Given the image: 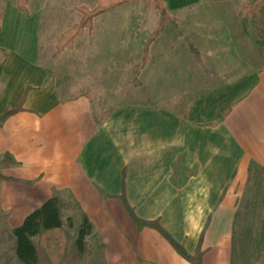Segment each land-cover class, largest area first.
Wrapping results in <instances>:
<instances>
[{
    "label": "crops",
    "instance_id": "1",
    "mask_svg": "<svg viewBox=\"0 0 264 264\" xmlns=\"http://www.w3.org/2000/svg\"><path fill=\"white\" fill-rule=\"evenodd\" d=\"M13 1H1L0 28V52L6 54L0 62V115L25 97L23 110L0 124V159L7 153L15 159L9 166L0 162V174L12 178L0 179L12 227L51 196H70L79 213L89 216L104 245L102 261L191 264L159 231L139 228L132 220L116 197L126 172V195L139 217L159 218L189 253L204 230V264L240 263L243 258L234 255L239 202L251 163L264 166V67L253 65L243 74L216 80L197 92L182 114L160 106L122 105L109 106L101 116L105 110L91 91L69 98L59 92L58 71L43 57L48 40L30 0L27 11L13 13L7 28L6 7ZM229 2L165 0L177 22L167 24L188 26L197 36L204 28L199 23L204 5H217L223 20L228 17L219 5ZM249 37L257 38L253 33ZM190 43L201 52L204 66L203 50ZM223 49L214 60L224 62ZM54 52L57 61L66 50L58 58ZM93 254L99 255V249Z\"/></svg>",
    "mask_w": 264,
    "mask_h": 264
},
{
    "label": "rangeland",
    "instance_id": "2",
    "mask_svg": "<svg viewBox=\"0 0 264 264\" xmlns=\"http://www.w3.org/2000/svg\"><path fill=\"white\" fill-rule=\"evenodd\" d=\"M244 4L230 0L219 5L224 7V14L228 17L223 20L220 19L224 16L223 11L217 5L205 4L206 13L200 14L199 21L204 28L197 36L191 34L188 26L178 28L167 24L161 38L150 46L149 64L140 72L139 85L133 83L135 65H131L141 61L148 38L159 25L156 8H147L143 0H133L124 7L101 14L95 19L93 28L77 37L73 47L57 61L52 56L53 40L79 22V6L93 8L97 0H30V9L43 25L48 40L43 48V57H49L50 65L56 66L61 95L69 98L91 91L97 106L104 108L105 112L100 114L104 116L109 106L122 105L160 106L182 114L196 93L216 80L243 74L253 65L263 68L264 48L261 49L256 40L249 37L251 33L257 37L258 20L251 18L244 28V18L240 14ZM6 11V26L10 28L13 13L18 11L16 1L7 6ZM233 40L235 44H232ZM190 42L203 50L207 59L204 66L195 63L189 49ZM222 48L226 61L214 60L217 50ZM3 188L0 181V189ZM63 199V213L65 217H73L76 226L77 204L70 196ZM10 216L11 212L3 206L0 194V264H15ZM263 220L264 187L250 171L235 219L234 255L243 260L240 263L236 260L234 264L255 262ZM72 233L75 238L76 227ZM88 244L98 249L99 240L97 237L88 239ZM100 254L101 249L99 255L91 256L90 264H101ZM6 260L10 261L7 263Z\"/></svg>",
    "mask_w": 264,
    "mask_h": 264
},
{
    "label": "trees",
    "instance_id": "3",
    "mask_svg": "<svg viewBox=\"0 0 264 264\" xmlns=\"http://www.w3.org/2000/svg\"><path fill=\"white\" fill-rule=\"evenodd\" d=\"M0 0V28L3 19ZM133 0H97V5L93 8L82 5L77 8L81 12L79 22L71 28L64 31L56 46L54 57L58 58L65 50L72 48L77 37L82 36L91 30L95 19L107 11L116 10L130 4ZM137 1V0H135ZM139 1V0H138ZM147 8H156L159 11V25L148 38L144 48V54L141 63L135 66V75L133 83L140 84L139 75L141 70L149 61V49L151 44L164 32L168 22L176 24V20L169 14L165 0H143ZM20 11H27L29 0H16ZM240 14L244 18L243 25L246 29L249 20L256 18L258 46L264 48V0H251L246 2L240 9ZM190 50L194 60L203 66V59L198 48L190 43ZM6 59V54L0 52V62ZM22 101L13 108H6L0 115V124L8 117L23 110ZM230 107L226 109L224 115L230 112ZM186 118V114L183 115ZM0 162L9 166L15 163L12 155L7 153ZM250 171L258 179V183L264 187V166L256 162L251 163ZM0 179H12L0 174ZM28 184H33V180H21ZM126 172L123 175V190L121 194L116 195L123 202L127 212L139 228L151 227L159 231L175 250L188 260L191 264H204V230L201 233L198 244L194 253H189L182 243H179L174 237L162 226L160 219H143L139 217L134 207L129 203L126 190ZM65 201L59 195L51 196L40 207L29 213L23 222L16 227L11 228V235L14 238V260L15 264H90V258L95 250L88 244V239H94L97 234L94 231V225L89 216L81 211L80 221L75 226L73 217H65L63 208ZM77 228V235L74 238L73 229ZM98 249H103L104 245L99 244ZM7 263L10 260H6ZM101 264H109L103 261ZM253 264H264V220L260 239V247L256 253V260Z\"/></svg>",
    "mask_w": 264,
    "mask_h": 264
}]
</instances>
